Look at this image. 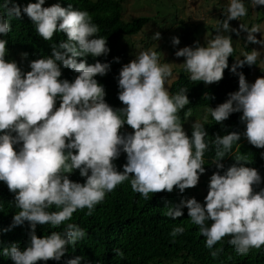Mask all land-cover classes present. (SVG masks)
<instances>
[{
    "label": "clouds",
    "instance_id": "9594fccd",
    "mask_svg": "<svg viewBox=\"0 0 264 264\" xmlns=\"http://www.w3.org/2000/svg\"><path fill=\"white\" fill-rule=\"evenodd\" d=\"M116 2L122 8L121 21L129 23L124 18L123 0ZM71 4V0H35L26 6L15 0L0 3V37L8 36L12 19L20 20L26 14L44 41L40 46L44 52L30 55L9 52L8 41L0 38V182L14 194L19 209L3 231L26 223L29 228L26 247L21 248L25 242H13L0 255L13 264L61 261L70 247L75 251L74 246L86 232L77 224L67 223L62 232L53 231L40 238L37 226L59 228L85 208L91 216L107 194L126 181L145 199L150 193L178 190L183 194L197 186L199 193L181 195L177 204L167 207L165 216L176 220L184 215L183 209L188 211L210 250L225 237H229L228 247L240 255L264 247V172L246 166L243 156H237L232 165L221 162L242 136L243 143L264 149V77L250 84L243 72H237V68L260 63V51L246 44L253 50H243L241 60L232 37L220 34L235 33L239 37L241 31L246 32L247 43L264 49V38L255 35L264 37L260 25L249 28L241 23L239 29L230 26V21L248 16L245 0H228L223 10L225 18L207 46L197 41L175 52L176 57L185 58L183 67L189 73L185 77L204 82L206 87L222 80L224 70L229 68L228 58L234 50L237 52L231 71L239 77L238 91L229 93L224 103L208 111L221 125L233 113H242L240 121L245 131L215 134L212 164L217 171L205 180L200 177L206 172L208 133L204 124L190 125V116L185 127L181 123L180 112L190 103L188 89L181 88L174 95L168 89L177 83L178 75L169 64H161L155 51L134 55L129 41L133 43V37L140 34L126 37L121 43L128 45L126 57L114 58L117 63H127L118 77V99L122 103L111 107L104 87L95 78L105 76L110 63L88 64L86 59H77L107 56V39L98 36L99 27L89 12ZM250 6H264V0H250ZM56 33L66 34V39L59 43L53 39ZM151 38L158 41L161 34L156 32ZM172 44L179 45L180 39L173 37ZM173 75L176 79L169 84ZM186 126L192 128L190 137ZM122 153L127 162L123 171H118L114 161ZM76 170L85 182L69 178ZM53 207L57 210L50 211ZM183 232V227H176L171 236ZM113 251L124 259L120 249ZM217 254L211 251L213 258ZM82 260L83 256H76L67 264H81Z\"/></svg>",
    "mask_w": 264,
    "mask_h": 264
},
{
    "label": "trees",
    "instance_id": "16d2710c",
    "mask_svg": "<svg viewBox=\"0 0 264 264\" xmlns=\"http://www.w3.org/2000/svg\"><path fill=\"white\" fill-rule=\"evenodd\" d=\"M15 1L19 2L20 5L26 6L35 0ZM213 1L217 5L219 2H222L217 7L222 12L220 22L225 18L223 10L227 5L223 6L225 5L223 3L225 0ZM71 2L73 3L71 4L73 8L90 13L93 22L99 27L98 36L107 39V45L110 49L107 56L96 58L88 56L86 58H77L78 61L86 59L88 64H94L97 61L110 63V71L103 77L98 75L95 78L104 87L109 104L122 103L118 99V77L121 68L127 63H117L114 59L117 57L124 59L127 55L128 45L122 46V40L138 34L144 36L143 43H145V46L141 50L134 52L135 45L129 41L134 55L137 56L139 55L138 52L147 51L150 44L157 42L153 39L150 40V37L146 38L148 36L146 30H149L150 23H153L158 29L153 33L159 32L161 37L164 34L162 23L158 26V20L155 18L139 17L124 24L121 21V16H119L122 8L116 0H71ZM245 2L249 4L250 0H245ZM0 3H3V0H0ZM199 6H202V4H199ZM249 16L250 13L247 17ZM237 22L238 20H233L229 23L234 24V28H236ZM172 23H177L180 26L179 37L181 39L180 44L183 47L193 46L197 41L200 46H207L206 43L202 42L201 36L210 31L216 34V27H210L206 30L201 26L194 25L191 21H178L176 18L172 20ZM248 27L250 28L251 24ZM227 35H230L232 38L234 37V39L238 38L239 41L244 43L247 33L241 31L239 37L235 33L232 35L231 33H227ZM210 37L213 38L212 35ZM0 38L8 41L7 47L9 52H26L30 53V55H39L44 52L40 48L43 45L42 42H44L43 38L37 34L35 26L26 14H22V19L20 20L12 19L11 31L8 36ZM53 39H58L60 43L66 39V34L56 33ZM171 40L169 39V41ZM58 42H56L57 45L59 44ZM246 44L251 45L247 41ZM171 46L174 47L173 45ZM174 50L176 51V49L172 48L170 52L174 53ZM245 51L246 53H250L251 49L245 47ZM157 53L160 55L159 59L162 60L164 54L159 53V51ZM235 55H237L236 50L228 58L229 68L224 70L222 80L209 87H206L204 82H192L189 77H185V75L189 76V73L183 67L185 58L182 57L179 64H175L174 61H171V58L162 60L161 62L162 65L165 63L169 64L172 72L179 77L176 81L177 83L168 88L170 95L176 94L181 88L188 89L187 95L190 103L185 106L182 112H180L181 115H179L184 127L188 116L191 118L199 116H202V118L207 117L202 123L205 125V130L208 133L205 140L209 141L210 145L208 153L204 154L206 172L200 177L204 180L207 177H211L217 171L215 165L212 164L213 159L216 157L215 148L212 143L215 140V134L218 133L217 135L223 136L230 132L243 133L245 131V125L240 121L242 113H233L221 125L214 121L208 111L209 107L214 109L219 104L224 103L228 99L229 93L238 91L239 77L231 71L232 65L235 64ZM259 64L258 61L257 65L251 67L245 65L243 68H237V72H243L248 81L254 70L259 67ZM185 130H187L186 132L190 137L192 132L191 126H186ZM243 141L244 137L242 136L238 144L233 145L232 151L221 162L224 165L228 163L232 165L235 163L237 156H243L248 162L246 166L252 165V168L264 171V159L261 158V153L264 152V149H258L248 142L243 143ZM237 146L239 147L238 151L227 160ZM119 159L122 160L117 159L114 164L118 171H123V165L127 162L126 154L122 153ZM221 172L223 174V170ZM69 178L74 182H85V178L80 176L79 170L73 172ZM199 192L200 188L196 186L195 188L186 189L183 194H179L178 190H174L172 193L166 191L154 194L150 193L149 198L145 199L142 195L132 190L130 181H126L117 186L113 192L108 193L104 202L96 206V210L91 216L86 214L87 209L85 208L82 211H76L72 219L65 222L59 228H52L49 225H38L36 234L40 238L50 235L53 231L62 232L67 223L79 225L86 232V236L74 246L75 251L70 247L61 261H38L37 264H67L68 260L76 256L84 257L81 264H187L188 262L190 264H264V247L259 250L251 249L246 256L240 255L236 253L233 247H228L227 241L229 237L223 238L214 246L212 251H217L218 254L213 258L211 252L206 248L204 249L205 239L200 235L198 227L191 223L188 211L183 209L184 215L176 220L165 216L167 207L177 204L181 195H194ZM56 210L55 207L50 209V211ZM18 212L19 209L14 204V194L9 192L3 182H0V251L10 246L13 242L16 244L25 242L26 244L21 248L27 246V233L29 231L27 223L17 226L11 231H3V229L12 223L13 216ZM176 227H183L184 232L173 238L171 232ZM116 248L124 253V259L116 256L113 251ZM7 261L12 262L10 258L0 255V264H5Z\"/></svg>",
    "mask_w": 264,
    "mask_h": 264
},
{
    "label": "rangeland",
    "instance_id": "374dc122",
    "mask_svg": "<svg viewBox=\"0 0 264 264\" xmlns=\"http://www.w3.org/2000/svg\"><path fill=\"white\" fill-rule=\"evenodd\" d=\"M213 2V0H123L125 7V15L124 12L123 15L126 21H130L139 17H149L151 19H157L158 26H160V23H162L164 30L163 36L155 44H150L147 51H159V53L161 52L164 54V58L162 60L171 58V61H174L175 64H179L181 63L182 57H176L175 52L183 48V45L179 44L175 47H172V40L169 41V39H172L173 37H178L180 39V26L177 23H172V20L176 18L178 21H191L194 25L201 26L206 30L210 27H216V25L219 23L222 13L219 8L217 9V7H219L222 2H219L218 5L217 3ZM223 3L225 4L223 6H226L228 4V0H225ZM199 4H202V6H199ZM245 4L249 7L250 16H246L238 21L236 23V28L239 29L240 24L242 23L247 26L251 24V27L253 25H260L261 29L264 30V6H258L256 9H252L250 3L247 4V2H245ZM257 21L258 23H256ZM149 26V30H146V33L148 34L146 38L150 37V40H152L151 37L154 35L153 32L156 31L157 27L153 23H150ZM231 27L234 28V24H231ZM221 34L225 36L227 35V33L224 32ZM211 35L214 37L216 34L211 31L204 33L201 36L202 42L207 44V42L212 39L210 37ZM255 35L257 39L264 38L262 37L261 33H255ZM143 40L144 36L142 34L133 37V43L135 45L134 52L144 48L145 43L142 42ZM232 42L234 45H236V48H238L237 51L239 54V59L243 58V54L245 53L243 50H245L246 41L243 43L239 41L238 38L234 39L233 37ZM251 46L253 49L260 51V56L258 58V60H260V66L256 69H259V71L252 73V75L249 77L248 82L250 84L254 83L257 78L264 77V49H262L260 45L256 44H251ZM171 47L176 49V51L174 50V53L170 52V49H172ZM139 53L140 52H138V54ZM159 56L160 55H158V57ZM162 60L159 59V61ZM174 79H176V77L173 75V78L170 80L169 84H171ZM205 117H190L189 121L192 124L196 122L202 124L205 121ZM203 192L207 194L208 191L203 189Z\"/></svg>",
    "mask_w": 264,
    "mask_h": 264
},
{
    "label": "water",
    "instance_id": "95a60500",
    "mask_svg": "<svg viewBox=\"0 0 264 264\" xmlns=\"http://www.w3.org/2000/svg\"><path fill=\"white\" fill-rule=\"evenodd\" d=\"M111 107H116L118 104H115V105H111V104H109ZM131 132H133V130L131 129ZM118 160H122V159H118ZM114 162H116V161H114ZM252 165H250L249 167H251ZM258 171H262V172H264L262 169H257ZM262 178H264V177H262ZM261 187H264V184H261ZM257 189V188H256ZM204 242V241H203ZM207 249L208 251H212V250H210V249H208L206 246H204V249ZM5 264H13V262H9V261H7V263H5Z\"/></svg>",
    "mask_w": 264,
    "mask_h": 264
}]
</instances>
